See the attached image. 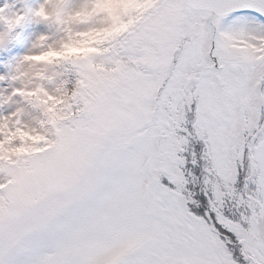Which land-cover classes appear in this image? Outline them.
I'll return each mask as SVG.
<instances>
[{"label":"snow or ice","instance_id":"1","mask_svg":"<svg viewBox=\"0 0 264 264\" xmlns=\"http://www.w3.org/2000/svg\"><path fill=\"white\" fill-rule=\"evenodd\" d=\"M0 264H264V0L0 6Z\"/></svg>","mask_w":264,"mask_h":264},{"label":"rangeland","instance_id":"2","mask_svg":"<svg viewBox=\"0 0 264 264\" xmlns=\"http://www.w3.org/2000/svg\"><path fill=\"white\" fill-rule=\"evenodd\" d=\"M36 2L37 0H0V6L7 4L10 10L15 11L21 9L25 3L35 4ZM3 30V24H0V31ZM43 31H45L43 25H27L16 30L18 35L15 38L0 43V73L7 71V64L27 53L36 35Z\"/></svg>","mask_w":264,"mask_h":264}]
</instances>
